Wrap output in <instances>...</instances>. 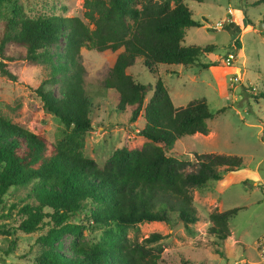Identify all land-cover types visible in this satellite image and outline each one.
<instances>
[{"label":"trees","instance_id":"16d2710c","mask_svg":"<svg viewBox=\"0 0 264 264\" xmlns=\"http://www.w3.org/2000/svg\"><path fill=\"white\" fill-rule=\"evenodd\" d=\"M8 1L0 0V5ZM263 2L254 0L252 5ZM82 7L85 21L60 15L30 18L14 5L12 15L0 21V74L16 81L8 69L16 60L45 65L46 77L33 91L42 109L60 122L48 140L37 127L31 132L0 116V203L9 188L29 186L16 229L28 234L45 227L34 240L39 264H158L166 235L151 232L138 239L137 225L162 222L170 227L178 221L192 234L191 225L198 219L192 191L242 163L233 154L173 149L184 136L207 134L213 114L203 98L174 107L155 68L192 64L211 46L184 45L186 28L201 23L191 18L183 0H83ZM81 48L120 49L102 89L117 111L128 107L129 123L142 119L137 133L144 142L131 146L124 139L101 164L83 153L92 106L84 89ZM136 59L155 77L151 88L126 72ZM55 84L56 92L51 88ZM236 210L210 212L209 235L225 240ZM79 212L84 223L77 225L70 216ZM81 228L100 235L65 253L62 237L78 235Z\"/></svg>","mask_w":264,"mask_h":264},{"label":"rangeland","instance_id":"374dc122","mask_svg":"<svg viewBox=\"0 0 264 264\" xmlns=\"http://www.w3.org/2000/svg\"><path fill=\"white\" fill-rule=\"evenodd\" d=\"M253 1L183 0L191 18L201 23L199 27L186 28L184 45H208L211 50L189 65L158 64L155 68L174 107L203 98L213 114L208 121L207 134L184 136L175 142L173 149L198 154H233L242 161L235 171L192 191V204L198 218L191 225L192 234L178 221L170 227L162 222L137 225L138 239L151 232L166 235L160 241L163 250L158 264H181L182 260L190 264H259L255 242L264 233V201L259 190V183L264 180V97L259 96L264 93V2L252 5ZM82 3L83 0H9L0 5V21L12 15V5L30 18L60 15L85 21ZM236 24L240 25L239 31ZM258 25L262 27L257 29ZM119 51L80 49L85 94L92 106L83 153L97 164L121 146L124 139L131 146L144 142L137 133L142 119L129 123L128 107L117 111L102 89L101 81ZM230 52L233 58L225 64L224 58ZM202 63L209 66L203 67ZM8 69L16 76V81L0 74V116L31 132L37 127L51 140L60 122L42 109L33 91L46 77L47 67L16 60L8 64ZM126 72L146 88L152 87L155 77L142 66L140 59L134 60ZM57 87V84L51 86L55 92ZM149 95L147 90L145 101ZM220 107L224 109L216 112ZM28 188V185L9 188L1 198L0 264H39V247L34 240L45 227L28 234L16 229L18 210L28 201ZM231 208L237 210L227 223L229 236L217 241L208 233V214ZM70 221L77 225L84 223L83 213L70 216ZM79 232L62 237L65 253L71 246L92 242L100 235L99 231L89 228H81ZM131 234L129 231L128 235ZM9 240H13L12 246Z\"/></svg>","mask_w":264,"mask_h":264},{"label":"built area","instance_id":"2783aa9c","mask_svg":"<svg viewBox=\"0 0 264 264\" xmlns=\"http://www.w3.org/2000/svg\"><path fill=\"white\" fill-rule=\"evenodd\" d=\"M233 58V52H230L224 58V63L229 64L231 59ZM259 190L261 194V199L264 201V180L259 183ZM255 252L259 260V264H264V233L258 238L257 242H255Z\"/></svg>","mask_w":264,"mask_h":264},{"label":"water","instance_id":"95a60500","mask_svg":"<svg viewBox=\"0 0 264 264\" xmlns=\"http://www.w3.org/2000/svg\"><path fill=\"white\" fill-rule=\"evenodd\" d=\"M262 26L261 25H258L257 29H260Z\"/></svg>","mask_w":264,"mask_h":264},{"label":"crops","instance_id":"0c3cea01","mask_svg":"<svg viewBox=\"0 0 264 264\" xmlns=\"http://www.w3.org/2000/svg\"><path fill=\"white\" fill-rule=\"evenodd\" d=\"M253 184H255V183H253Z\"/></svg>","mask_w":264,"mask_h":264}]
</instances>
